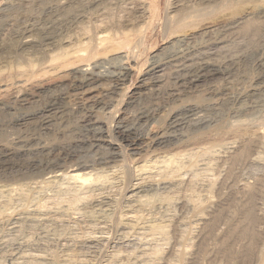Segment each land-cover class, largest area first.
Segmentation results:
<instances>
[{
  "label": "rangeland",
  "instance_id": "374dc122",
  "mask_svg": "<svg viewBox=\"0 0 264 264\" xmlns=\"http://www.w3.org/2000/svg\"><path fill=\"white\" fill-rule=\"evenodd\" d=\"M94 1L0 0V159L17 151L8 163L0 161V215L41 216L21 232L0 222V264H264V0H159L152 27L133 39L139 44L134 55L122 49L46 66L47 54L56 49H81L79 40H86L90 27L123 31L147 21L137 0ZM248 20L263 25L259 32L242 30ZM37 30L53 33L39 48L22 51V37ZM111 110L117 116L108 131ZM155 134L161 143H152ZM247 138L252 148L229 176L230 154L242 150ZM20 148L29 152L21 155ZM72 164H86L101 180L78 185L66 173ZM48 168L63 175L51 177ZM246 184L259 188L253 225L258 235L249 239V255L242 252L249 241L232 240L225 219L213 222L214 233L202 241L206 223L200 214L217 207L220 191L237 196L227 205L235 209ZM73 196L80 202L75 209L57 211ZM107 197L116 212L96 207V200ZM235 219V225L241 222ZM157 225L162 229L152 228ZM226 240L238 253L206 257ZM196 252L201 258L195 261Z\"/></svg>",
  "mask_w": 264,
  "mask_h": 264
},
{
  "label": "bare ground",
  "instance_id": "6f19581e",
  "mask_svg": "<svg viewBox=\"0 0 264 264\" xmlns=\"http://www.w3.org/2000/svg\"><path fill=\"white\" fill-rule=\"evenodd\" d=\"M77 1V0H76ZM120 1V0H119ZM139 1V8L142 10V13L144 12L145 14H148V15H146V17H147V21L145 22V24L143 23V25H141L140 23H138V24H140V25H138V24H134V22L132 23L133 24V26H139L138 27V30H136V27H133L132 25H131V27L133 28H131V29H129L128 28V30L126 29L125 30V28H124V30L122 31L121 29H119L118 30V28L119 27H110V26H107V27H110V28H112L111 30L112 31H104V30H102V28H101V30H99V31H97V29H93V27H90V28H88V29H86L85 31H84V33L86 32L88 35H87V37H86V40H79L82 44H81V49L79 48H77L78 50H75V51H73V49L74 48H72V47H77V45L75 46V45H72L71 43V45L69 44V42H73V40L71 39V41H69L68 42V44L70 45L69 46V50H66V47H65V50H63V52L62 51H60V50H62L61 48H60V50L58 49V53L56 52V47L53 49V50H55L54 51V54H52V53H50L51 55H48L47 53V56H48V62H46L47 64H46V66H49L51 63L53 64H57L56 66L59 68V66H67V64H76V63H81L84 59H85V56H90V57H96L97 58V56L99 55V56H104V55H107V54H109L110 52H111V54H113L114 52L113 51H115V52H117V50H122V49H127V50H129V51H132V52H130V53H128L129 54V56H130V54H133L134 55V52H136V51H133L134 49L136 50V49H138V46H137V48H136V45H139L138 43L135 45V40L133 41V39H134V37H136L135 35H139L140 34V38L141 37H144L143 36V32H145V30L147 29V28H151L152 27V25H153V21H154V19H155V17L160 13L159 11H158V8H160V7H158L159 5V3H158V1L159 0H137V2ZM186 1V0H185ZM93 2H95L94 0H93ZM100 3L102 2V1H99ZM98 2V3H99ZM110 2V1H109ZM117 2V1H116ZM80 3V2H79ZM96 3V2H95ZM97 3V4H98ZM104 3V2H103ZM119 3V2H118ZM131 3H133V2H131ZM167 3H169V1L167 2ZM172 3V2H171ZM86 4H87V2H86ZM89 4V3H88ZM91 4V3H90ZM102 4V3H101ZM136 4V3H135ZM138 4H137V6H138ZM175 4H177V2L175 3ZM186 4V3H185ZM223 4V3H222ZM108 5V4H107ZM168 5H170V4H168ZM110 6V5H109ZM108 6V7H109ZM135 6V5H134ZM120 7V6H119ZM175 7V6H174ZM177 7V6H176ZM175 7V8H176ZM103 8V7H102ZM137 9H138V7H136ZM88 9V8H87ZM172 9V8H171ZM178 9V8H177ZM180 9V8H179ZM179 9H178V11H179ZM140 10V11H141ZM170 9L168 8V11H169ZM91 11V10H90ZM137 11H139V10H137ZM137 11H135V12H137ZM139 11V12H140ZM171 11V10H170ZM173 11V10H172ZM175 11V10H174ZM181 11V10H180ZM188 10H186V12H187ZM191 11V10H190ZM92 12V11H91ZM141 13V12H140ZM143 13V14H144ZM177 13V12H176ZM184 13V12H183ZM192 13V12H191ZM133 14V13H132ZM178 14V13H177ZM176 14V15H177ZM185 15H186V13H184ZM190 14V13H189ZM189 14H187V16L189 15ZM139 15V14H138ZM142 15V14H141ZM167 15V14H166ZM174 16H175V14H173ZM96 16V15H95ZM134 17H133V19L135 18V15H133ZM140 16V15H139ZM139 16L136 18V19H138L139 18ZM144 16V15H143ZM142 16V17H143ZM178 16H179V14H178ZM177 16V17H178ZM184 16V15H183ZM168 17H170V16H168ZM192 16H190V17H188V18H186V19H189V18H191ZM175 18V17H174ZM100 19V18H99ZM105 20V19H104ZM119 20V19H118ZM174 20V19H173ZM179 20V19H178ZM177 20V22H182L183 20L181 19V17H180V21H178ZM194 20V19H193ZM120 21V20H119ZM138 21H139V19H138ZM174 21H176V20H174ZM186 21V20H185ZM184 21V22H185ZM190 21V20H189ZM106 22V21H105ZM108 22V21H107ZM106 22V23H107ZM127 22V21H126ZM141 22V21H140ZM143 22V21H142ZM85 23V22H84ZM95 23V22H94ZM131 23V22H130ZM167 23H168V21H167ZM96 24V23H95ZM109 24V23H108ZM113 24V23H112ZM122 24V23H121ZM169 24V23H168ZM186 24V23H185ZM261 23L260 22H258L257 20H251V21H246L245 22V25H244V22H242V24H240V25H242L243 27H244V29H242L243 31L245 30H255V31H257V32H259V28H261L260 26H263V25H260ZM263 24V23H262ZM127 25V24H126ZM129 25V24H128ZM98 26V25H97ZM113 26V25H112ZM85 27V26H84ZM96 27V26H95ZM105 27V26H104ZM169 27V26H168ZM82 28V27H81ZM98 28V27H97ZM126 28H127V26H126ZM135 28V29H134ZM178 28V27H177ZM85 29V28H84ZM99 29H100V27H99ZM104 29V28H103ZM165 29V28H164ZM175 29H176V27H175ZM55 30V33H56V29H54ZM107 30H109V28L107 29ZM239 30H241V29H239ZM38 32H37V35L35 36V34H33L35 37H33V35H32V37L31 36H28V35H25V36H23L22 37V39L20 40V42L18 43L21 47H22V51H23V49H25V48H39L40 46L39 45H43L42 43L44 42L43 41V39H46V37L48 38V34L50 33V31L49 30H37ZM82 31V30H81ZM119 31H121L120 33H119ZM181 31V30H180ZM255 31H252V32H255ZM52 32V31H51ZM73 32V31H72ZM206 32V31H205ZM53 33V32H52ZM246 33H248L247 31H246ZM25 34V33H24ZM175 34V33H174ZM253 34H255V33H253ZM31 35V34H30ZM69 36V35H68ZM72 35L70 34V37H71ZM74 36V35H73ZM75 36H77V35H75ZM83 36V35H82ZM82 36H81V38H82ZM84 36H86V34L84 35ZM72 38V37H71ZM75 38V37H74ZM137 38V37H136ZM139 38V39H140ZM56 39V38H55ZM59 39H60V37H59ZM63 39V38H62ZM70 39V38H69ZM79 39V38H78ZM78 39L76 40V41H78ZM85 39V38H84ZM138 39V38H137ZM6 41V40H5ZM140 41H141V39H140ZM80 42H79V44H80ZM133 42H134V44H133ZM137 42V41H136ZM190 42V41H189ZM74 43V42H73ZM11 43H9V45H10ZM44 44H45V42H44ZM59 44V43H58ZM57 44V45H58ZM67 44V45H68ZM75 44V43H74ZM19 45L17 46V47H19ZM49 45V44H48ZM57 45H55V46H57ZM65 46H66V44H64ZM64 45H63V47H64ZM12 46V45H11ZM46 46V45H45ZM58 46H61L60 44L58 45ZM72 46V47H71ZM134 48H133V47ZM46 48V47H45ZM52 48H53V46H52ZM70 48H72V49H70ZM50 49V48H49ZM68 49V48H67ZM43 50V49H42ZM45 50V49H44ZM73 51L72 53H71V51ZM86 51V50H88L89 51V53H84V52H82V51ZM83 53H81V52ZM32 52H33V50H32ZM40 52V51H39ZM56 52V53H55ZM113 52V53H112ZM123 52V51H122ZM81 53V54H80ZM97 55V56H96ZM110 55V54H109ZM44 56V55H43ZM46 57V56H45ZM105 57V56H104ZM134 59H135V57L136 56H132ZM38 58V57H37ZM103 58V57H102ZM49 59H51V61H49ZM129 59H130V57H129ZM42 60H45V59H42ZM131 60V59H130ZM49 62H51V63H49ZM92 62V61H91ZM90 62V63H91ZM38 63V62H37ZM48 63H49V65H48ZM86 64V63H85ZM32 65H34V64H32ZM40 65V64H39ZM59 65V66H58ZM89 65V64H88ZM35 66V65H34ZM34 66H32V68L34 67ZM43 66H44V64H43ZM50 66H52V65H50ZM40 67H42V66H40ZM54 67H55V65H54ZM56 67V68H57ZM29 68V67H28ZM31 68V67H30ZM34 68H36V67H34ZM33 68V69H34ZM153 68V67H152ZM23 69H24V67H23ZM38 69H41V68H38ZM26 70V69H25ZM25 70H24V72H25ZM42 70H44L45 71V69H44V67H43V69H41V73H42ZM55 70V69H54ZM31 72L33 71V70H30ZM39 71V70H38ZM47 72V71H46ZM147 72V71H146ZM39 74H40V72H38ZM151 72H149V74H150ZM36 74H37V72H36ZM39 74H38V76H39ZM128 74V73H127ZM125 75H126V73H125ZM154 75V74H153ZM168 75V74H167ZM37 76V75H36ZM123 77V76H122ZM122 77H121V79H122ZM126 77V76H125ZM149 77V76H148ZM148 77H147V79H148ZM163 77V76H162ZM124 78V77H123ZM150 78V77H149ZM120 79V78H119ZM145 79V78H144ZM123 80H125V79H123ZM120 82H122V81H120ZM167 82V81H166ZM192 82V81H191ZM197 82V81H196ZM118 83V82H117ZM24 86V85H23ZM85 86V85H84ZM94 86V85H93ZM90 87L91 88H93L91 85H90ZM130 102V101H129ZM110 107V106H109ZM127 109V108H126ZM193 109V108H192ZM195 109V108H194ZM50 110V109H49ZM56 110V109H55ZM48 111V110H47ZM52 111H54L53 109H52ZM117 111V110H116ZM198 112V111H197ZM45 113V112H44ZM201 113V112H200ZM107 114L108 115H110V118H111V121H108V122H105L106 123V125H107V128H108V131L111 129V127H112V124H113V119L117 116L116 114H114V111H113V113H112V110L111 111H108L107 112ZM195 114V117H196V119H200V116H199V113H194ZM112 115V116H111ZM126 115V114H125ZM194 117V118H195ZM48 118V117H47ZM123 120V119H122ZM43 121V120H42ZM172 122V121H171ZM44 123H46L47 124V122L45 121ZM172 125V124H171ZM114 126V125H113ZM183 126V125H182ZM219 126V125H218ZM106 128V129H107ZM110 131H112V130H110ZM121 131V130H120ZM214 131V130H213ZM133 132V131H132ZM109 133V132H108ZM107 133V134H108ZM111 133V132H110ZM113 133V132H112ZM122 133V132H121ZM128 133V132H127ZM162 133V132H161ZM208 133V132H207ZM133 134V133H132ZM131 134V135H132ZM165 134V133H164ZM171 134V133H170ZM113 135V134H112ZM153 135V134H152ZM108 136H110V134L109 135H107L106 136V138L108 137ZM114 136V135H113ZM113 136H110V137H108V142H110L112 145H113V142H115V137H113ZM122 136V135H121ZM133 136V135H132ZM164 136V135H163ZM167 136V135H166ZM165 136V137H166ZM88 137V136H87ZM258 137V136H257ZM101 138V137H100ZM103 138V137H102ZM101 138V139H102ZM133 138V137H132ZM131 138V139H132ZM135 138V137H134ZM204 138V137H203ZM97 139H98V137H97ZM127 139V138H126ZM169 138H167V140H168ZM105 140V139H104ZM107 140H106V142H107ZM133 140V139H132ZM154 141V143H161L160 142V139L158 140V137L156 136V134L153 136V137H151V141ZM262 140V139H261ZM99 141H100V139H99ZM101 141H103V140H101ZM128 141V140H127ZM153 141H152V143H153ZM162 141V140H161ZM165 141H166V139H165ZM164 141V142H165ZM169 141V140H168ZM254 142V141H253ZM263 142V141H262ZM117 143H118V141H117ZM122 143V142H121ZM120 143V144H121ZM151 143V144H152ZM252 144V142H249V140H248V138H247V141L245 140V142H243V144H244V148L242 149V150H240V149H238V151L236 150V152H234L233 154L231 153L230 155H231V161H229L230 162V166H229V176H231L230 174H232L231 173V168H232V166H233V164H236V162H238L239 160H241V159H243L244 157H245V153H247V152H249L247 149L249 148V147H251V144ZM155 144V145H156ZM255 144V143H254ZM160 145V144H159ZM256 145H257V143H256ZM153 146V145H152ZM254 146V145H253ZM118 147H120V146H118ZM121 147H123V146H121ZM9 148V147H8ZM14 147H12V149H13ZM252 148V147H251ZM3 149H4V151H5V148L3 147ZM2 149V150H3ZM10 149V148H9ZM14 149H17V148H14ZM19 149V148H18ZM22 148H20V150H18V152L21 154H26L27 152H29L28 151V149H27V151L26 150H21ZM32 149V148H31ZM2 150H1V152H2ZM246 150H247V152H246ZM13 151L14 150H10V152H8V153H6L5 152V154L3 155V158H1L0 159V161H5L6 163H8L7 162V160H8V158L11 160V158H10V155H12V153H13ZM16 151V150H15ZM14 151V152H15ZM152 151V150H151ZM17 152V151H16ZM26 152V153H25ZM31 152V151H30ZM156 152V151H155ZM204 152V151H203ZM178 153V152H177ZM197 153V152H196ZM19 154V155H20ZM21 154V155H22ZM18 155V154H17ZM192 155V154H191ZM229 155V156H230ZM248 155V154H247ZM5 156V157H4ZM14 157L16 156V155H13ZM26 156V155H25ZM180 156V155H179ZM185 157V156H184ZM192 157V156H191ZM227 157V156H226ZM197 158H199V156L197 157ZM15 159V158H14ZM13 159V160H14ZM157 160V159H156ZM160 160H161V158H160ZM163 160V159H162ZM168 160V159H167ZM123 161V160H122ZM198 161V160H197ZM168 162V161H167ZM174 162V159H172V161L171 160H169V165L171 164L172 165V163ZM1 163H3V162H1ZM225 163V162H224ZM223 163V164H224ZM11 164V163H10ZM13 164V163H12ZM57 164V163H56ZM74 164V163H73ZM72 164V168L69 170V169H67L68 171H66L65 169L66 168H64V170L66 171V173L69 175V179H73L78 185H80V186H86V185H89L90 183H92L93 181H99V180H101L100 178L102 177V175H97V174H94L93 173V169L92 170H88V168H90L89 166H86V164H83V166L81 165V166H74ZM77 164V163H76ZM149 164V163H148ZM195 164V163H194ZM229 164V163H228ZM5 165V164H4ZM60 165V164H59ZM58 165V166H59ZM70 165V164H69ZM77 165H80V164H77ZM12 166V165H11ZM57 166V167H58ZM61 166H63V165H60V167ZM166 166V165H165ZM221 166V165H220ZM3 167V166H2ZM14 167V166H13ZM52 167V166H51ZM54 167V166H53ZM52 167V168H53ZM56 167V168H57ZM154 167V166H153ZM167 167V169H168V165L166 166ZM173 169H175L173 166H171ZM11 168V167H10ZM69 168V167H68ZM151 168V167H150ZM161 168V167H160ZM172 168H171V170H172ZM177 168V167H176ZM189 168V167H188ZM47 169V168H46ZM53 169H55V168H53ZM128 169V168H127ZM130 169V168H129ZM180 169V165H179V168H178V170ZM219 169V168H218ZM12 170H14V169H12ZM48 170H49V172L48 173H52V175H51V177L53 176V177H58L60 174H62V172L61 173H56V172H58L57 170L58 169H56V170H52V169H49L48 168ZM96 170V169H95ZM158 170V169H157ZM166 170V169H165ZM11 171V170H10ZM61 171V170H60ZM59 171V172H60ZM2 172V171H1ZM5 172V171H4ZM13 172V171H12ZM157 172V171H156ZM170 172V171H169ZM176 172V170H174L173 172H171V174L169 173V175H167V176H171L173 173H175ZM183 172V171H182ZM3 173V172H2ZM6 173H8V172H5V174ZM53 173H55V174H53ZM63 173H64V171H63ZM96 173V172H95ZM126 174H125V177H126V180L127 181H129V179H130V177L132 176L131 175V173H130V171L129 172H125ZM166 174H167V171H166ZM187 174V173H186ZM194 174V173H193ZM226 174V173H225ZM26 175V174H25ZM63 175V174H62ZM61 175V176H62ZM156 175V174H155ZM185 175V174H184ZM7 177V176H6ZM50 177V176H49ZM162 177V176H161ZM132 178V177H131ZM169 178V177H168ZM190 178V177H189ZM225 178V177H224ZM16 179V178H15ZM23 179V178H22ZM49 179V178H48ZM43 180V179H42ZM68 180V179H67ZM125 180V181H126ZM181 181H182V179H180ZM187 180V179H186ZM189 180V179H188ZM213 180V179H212ZM126 181V182H127ZM215 181V180H214ZM95 182V183H96ZM100 182H102V181H100ZM227 182V181H226ZM225 182V179H224V183H226ZM17 183V182H16ZM73 183V182H72ZM127 184V183H126ZM213 184V183H212ZM6 185V184H5ZM128 185V184H127ZM226 185V184H225ZM72 186V185H71ZM113 186V185H112ZM129 186V185H128ZM212 186V185H211ZM210 186V187H211ZM127 187V186H126ZM136 187V186H135ZM134 187V188H135ZM141 186H138V189L139 190H141V188H143V187H141ZM215 187V186H214ZM4 188V187H3ZM213 188V187H212ZM220 188V187H219ZM224 188V187H223ZM226 188V187H225ZM129 189V188H128ZM133 189V188H132ZM233 189V188H232ZM258 186H256V185H248V184H246V186L244 187V189H243V191L241 192L242 193V198L241 199H243V201H241L242 203H237L236 204V208L235 209H228V207H227V205H229V204H231V202H234V198H236L235 196H234V198H233V196L232 197H230V195L228 194V193H224V192H222V191H220V192H218L219 193V198H220V200H218V202H217V207L215 208V209H213V210H211V211H204V212H206V213H202V214H200V215H203L202 217V219H204V227H203V229H202V231H201V235H199L200 236V238H201V240L202 241H204V239H206L208 236H210V234L211 233H214L213 232V222H215V221H217L218 219H221L222 221H223V219H225V221L227 222V223H229L230 224V222H232L233 224H231V225H229L228 224V228H229V226H230V228L227 230V233L226 234H230L229 236L231 237V239L233 240V238H240V239H247L248 241H249V239H252V238H254V237H256V235H258V233L256 232L257 231V229L255 230V226L253 227V225L257 222L256 221V219L258 218V213L256 212V210H255V207H254V196L257 194V192H258ZM11 190L13 191V189L11 188ZM118 190V189H117ZM120 190V189H119ZM137 190V189H136ZM211 190V189H210ZM70 191V190H69ZM92 191V190H91ZM95 191V190H94ZM123 191V190H122ZM133 191V190H132ZM218 191V190H217ZM216 191V192H217ZM231 191V190H230ZM72 192V191H71ZM83 192H84V190H83ZM140 192V191H139ZM192 192V191H191ZM21 193V192H20ZM75 193V192H74ZM78 193V192H77ZM80 193V192H79ZM93 192H91V194H92ZM136 193H138V192H136ZM185 193V192H184ZM189 193V192H188ZM192 193H194V192H192ZM1 194V193H0ZM9 194V193H8ZM18 194V193H17ZM27 194V193H26ZM66 194V193H65ZM90 194V195H91ZM139 194V193H138ZM190 194V193H189ZM236 194V193H235ZM22 195V194H21ZM56 195H57V193H56ZM111 195V194H110ZM123 195V194H122ZM3 196V195H2ZM106 196V195H105ZM191 196V195H190ZM193 196V195H192ZM80 197V196H79ZM13 198V197H12ZM55 198H56V196H55ZM65 198V197H64ZM63 198V199H64ZM104 198H106V197H104ZM118 198V197H117ZM218 198V199H219ZM54 199V198H53ZM53 199H52V201H53ZM60 199V198H59ZM72 199V200H71ZM70 200H69V202H66V205H63L62 206V204H59L58 203V201H57V204L56 203H53L52 205L54 206V204L56 205V207L55 208H57L58 206V204L59 205H61V206H59L58 207V209H57V211H60L61 213H63L64 211V213H66L67 212V210L69 211L72 207H74L73 209H75V205L77 206V203H76V201H78L79 202V199H78V196H73V198H71ZM88 199V198H87ZM99 199V198H98ZM120 199V198H119ZM143 199V198H142ZM22 200V199H21ZM85 200V199H84ZM91 200V199H90ZM114 200V199H113ZM144 200V199H143ZM236 200V199H235ZM13 201V200H12ZM50 201V200H49ZM64 201H66V200H64ZM68 201V200H67ZM95 201V200H94ZM117 201V200H116ZM115 201V202H116ZM237 201V200H236ZM239 201V200H238ZM44 203L45 202H48V200L47 201H43ZM55 202V201H54ZM60 202H62V200L60 201ZM83 202V201H82ZM14 203V202H13ZM52 203V202H51ZM76 203V204H75ZM80 203V202H79ZM5 204V203H4ZM19 204V203H18ZM39 204V203H38ZM43 204V203H42ZM48 204V203H47ZM50 204V203H49ZM40 205V204H39ZM45 205V204H44ZM44 205H42V206H44ZM95 205H96V207H98L99 209V211L101 212H103L104 213V211L106 212V211H108V212H116V210H118L117 209V204H115V203H113V202H111V201H109V199H108V197H107V199H102L101 198V200L99 199V200H96L95 201ZM130 205V204H129ZM41 206V205H40ZM230 206V205H229ZM3 207V206H2ZM9 207V206H8ZM45 207V206H44ZM48 207H50V206H48ZM209 207V206H208ZM212 207V206H211ZM79 208V207H78ZM90 208V207H89ZM119 208V207H118ZM194 208V207H193ZM193 208H192V210H193ZM202 208V207H201ZM7 209V208H6ZM48 209V208H47ZM53 209V208H52ZM131 209V208H130ZM137 208H133V209H131L130 211H132V212H137V210H139V209H137ZM198 209V208H197ZM206 209V208H205ZM2 210V209H1ZM0 210V211H1ZM43 209H41V211H42ZM63 210V211H62ZM72 210V209H71ZM79 210V209H78ZM95 210V209H94ZM97 210V209H96ZM123 210V209H122ZM53 211V210H52ZM140 211V210H139ZM198 211V210H197ZM2 212V211H1ZM54 212V211H53ZM76 212V211H75ZM129 212V211H128ZM200 212V211H199ZM201 212H202V210H201ZM61 213H59V214H61ZM63 213V214H64ZM107 213V212H106ZM130 213V212H129ZM27 214V213H26ZM32 213H29L28 212V214L26 215V216H15L14 218L12 217H7V218H5V215H3L2 214V216L0 215V222L2 221V224H4V225H6V226H8L9 227V229H11V231H13V233L15 232V231H18V232H21L22 231V229H24V228H28V229H26V230H29V229H32V228H30L31 226H32V223H35V222H39V221H41V219H40V217L39 216H36V215H31ZM105 214V213H104ZM58 215V214H57ZM64 215H67V214H64ZM85 215V214H84ZM111 215V214H110ZM122 214H120V216H121ZM44 216V215H43ZM62 216V215H61ZM125 216H126V214H125ZM68 217V216H67ZM118 217V216H117ZM90 218V217H89ZM121 218V217H120ZM236 218V219H235ZM56 219V218H55ZM118 219V218H117ZM133 219V218H132ZM192 219V218H191ZM239 220V222L240 223H238L237 221V224L235 225L234 224V221L233 220ZM88 220V219H87ZM145 220V219H144ZM140 221V220H139ZM220 221V220H219ZM105 223V222H104ZM130 223V222H129ZM175 223V222H174ZM217 223V222H216ZM220 223V222H219ZM225 223V222H224ZM96 224V223H95ZM226 224V223H225ZM216 225V224H215ZM103 226V225H102ZM202 226H203V224H202ZM160 227H161V229H162V225L161 226H159L158 227V225H157V227H155V226H153L152 228H154V230H160ZM96 228V227H95ZM107 228V227H106ZM138 228V227H137ZM174 228V227H173ZM25 230V229H24ZM25 230V231H26ZM108 230V229H107ZM165 230V229H164ZM157 232V231H156ZM159 232V231H158ZM223 232V231H222ZM224 232H225V230H224ZM223 232V233H224ZM12 233V232H11ZM24 233V232H23ZM65 235V234H64ZM9 236H10V234H9ZM29 236V235H28ZM85 236V235H84ZM68 237V236H67ZM6 238V237H5ZM4 238V239H5ZM65 240V239H64ZM229 240V239H228ZM247 241V242H248ZM222 242V241H221ZM220 242V243H221ZM246 242V241H245ZM245 242H243L244 244H246ZM200 244V243H199ZM203 244V243H202ZM251 241H249L248 242V244H246L245 246H244V248H243V250H245V251H243L242 250V252L244 253V255H249L248 254V252L251 250ZM233 246V245H232ZM203 247V246H202ZM213 247V246H212ZM210 248V250H208V251H206V252H209V253H207V255H206V257H210L211 258V256H212V254H213V252L215 253V255L217 254V253H219L220 252V254H223V255H225V254H227V255H231V254H233V252H236L237 251V253H238V250H234L233 251V248L232 247H230L229 246V242L226 240V241H223V243L222 244H220V246H218L217 248ZM214 247H216L215 245H214ZM69 250V249H68ZM200 250V249H199ZM198 250V251H199ZM240 250H241V248H240ZM201 251V250H200ZM199 251V252H200ZM68 252V251H67ZM201 253V252H200ZM200 253H198V252H196V253H194V257H193V260H198V259H200L199 258V256H200ZM241 253V252H240ZM239 253V254H240ZM241 255V254H240ZM243 257V256H242ZM245 257H247V256H245ZM240 258H241V256H240ZM239 258V259H240Z\"/></svg>",
  "mask_w": 264,
  "mask_h": 264
}]
</instances>
